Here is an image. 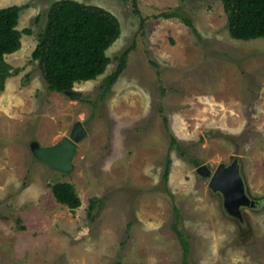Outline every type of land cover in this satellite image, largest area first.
I'll return each instance as SVG.
<instances>
[{"label":"rangeland","instance_id":"rangeland-1","mask_svg":"<svg viewBox=\"0 0 264 264\" xmlns=\"http://www.w3.org/2000/svg\"><path fill=\"white\" fill-rule=\"evenodd\" d=\"M55 1L0 0L22 6V47L5 56L15 73L0 91V264H182L175 223L189 235L188 264H264V38H233L222 0H79L116 15L121 33L106 71L61 93L32 57ZM78 121L72 170L34 158L33 141L58 144ZM191 157L212 170L239 158L263 201L245 208L248 224L226 214ZM57 181L75 185L80 207L56 200Z\"/></svg>","mask_w":264,"mask_h":264},{"label":"trees","instance_id":"trees-1","mask_svg":"<svg viewBox=\"0 0 264 264\" xmlns=\"http://www.w3.org/2000/svg\"><path fill=\"white\" fill-rule=\"evenodd\" d=\"M222 2L227 14V27L233 38L244 41L264 38V0ZM21 10L20 5L0 8V91L5 89L7 78L15 73L5 56L22 47V31L18 29ZM187 23L197 34L191 21L187 20ZM25 32L30 33L31 30L25 29ZM120 33L118 17L104 7L79 0H56L49 9L32 57L38 61L49 90L66 93L73 89L76 82L96 79L106 71L111 61L107 50L119 38ZM132 49L133 46H129L118 56L116 69L106 76L101 86V99H105L127 67L128 55ZM171 142L182 156H190L174 135L171 136ZM190 160L197 166L201 163L196 157H191ZM170 163L168 158L162 177L164 184L169 181ZM50 186L59 203L71 209L81 206L82 201L74 184L57 181ZM96 205V198H92L90 215ZM175 209L179 215L178 208ZM174 229L183 246L182 264H188L191 249L189 235L178 228L176 223Z\"/></svg>","mask_w":264,"mask_h":264},{"label":"water","instance_id":"water-1","mask_svg":"<svg viewBox=\"0 0 264 264\" xmlns=\"http://www.w3.org/2000/svg\"><path fill=\"white\" fill-rule=\"evenodd\" d=\"M71 94L77 96V93ZM85 134L86 128L81 121H78L71 135L65 136L58 144L43 146L37 140L33 141L31 143L33 156L53 169L62 172L70 171L74 168L73 159L78 151L80 139ZM196 172L209 180V188L212 192L222 196V205L226 214L234 219L238 218L241 222L248 224L243 209H254L263 203L251 195L239 158H235L230 164L221 162L215 170H212L208 164H202L197 167Z\"/></svg>","mask_w":264,"mask_h":264},{"label":"flooded vegetation","instance_id":"flooded-vegetation-1","mask_svg":"<svg viewBox=\"0 0 264 264\" xmlns=\"http://www.w3.org/2000/svg\"><path fill=\"white\" fill-rule=\"evenodd\" d=\"M261 202V201H260ZM257 203H258V201H257ZM257 206H258V204H257ZM251 209V208H250ZM244 210V212H245V209H243ZM247 217V216H246ZM245 217V218H246ZM246 220H247V218H246ZM245 224H247L246 222H244ZM240 224H242V223H240Z\"/></svg>","mask_w":264,"mask_h":264}]
</instances>
